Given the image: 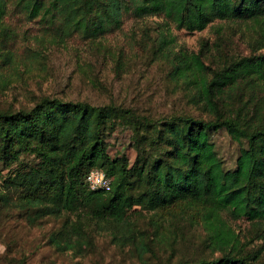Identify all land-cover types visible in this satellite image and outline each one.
Here are the masks:
<instances>
[{"label":"trees","instance_id":"1","mask_svg":"<svg viewBox=\"0 0 264 264\" xmlns=\"http://www.w3.org/2000/svg\"><path fill=\"white\" fill-rule=\"evenodd\" d=\"M149 15L190 31L216 20L252 21L262 29L263 50L222 56L228 31L213 25L219 59L207 62L208 40L198 51L174 50V37L160 32L156 56L169 58L172 75L186 84L202 115L155 118L113 102L51 95L32 106L0 109V209L22 207L32 222L65 216L50 236L60 250L87 248L93 242L91 228L100 224L114 237L135 242L128 217L136 206L181 211L191 221L202 218L213 254L179 264H264V243L257 251L248 249L228 221L247 217L264 241V118L234 104L246 87L264 86V0H0V60H11L16 30L29 22L60 38L98 39L122 28L128 18ZM120 124L132 129L133 162L126 153L112 157L107 149V132ZM220 129L241 143L234 167L225 166L211 138ZM95 167L110 177V190L87 181Z\"/></svg>","mask_w":264,"mask_h":264},{"label":"rangeland","instance_id":"2","mask_svg":"<svg viewBox=\"0 0 264 264\" xmlns=\"http://www.w3.org/2000/svg\"><path fill=\"white\" fill-rule=\"evenodd\" d=\"M164 21L158 15L128 18L122 28L98 39H82L77 34L60 38L34 22L26 23L16 30L17 52L11 60H0V109L32 106L42 96L51 95L95 104L113 102L155 118L180 112L202 115L190 101L186 84L172 75L169 58L161 53L156 56L154 43L160 32L174 37L170 45L174 50L198 51L208 40L211 53L205 56L207 62L219 59L214 55L217 35L213 25L228 31L222 56L263 50L258 41L262 29L252 21L216 20L206 29L194 31L170 27ZM25 45L31 50H24ZM255 86L256 91L246 87L234 104L263 119L264 86ZM211 138L225 166L234 167L241 143L225 129L213 131ZM106 143L112 157L126 153L134 161L137 148L129 124L108 131ZM64 219L48 215L32 222L22 207H2L0 264H179L213 254L206 246L202 218L191 221L181 211L136 206L128 217L134 224L135 242L114 237L109 226L100 224L91 228V245L80 250H60L50 242ZM228 221L248 249L259 250L264 241L247 217ZM261 258L263 261L264 250Z\"/></svg>","mask_w":264,"mask_h":264},{"label":"built area","instance_id":"3","mask_svg":"<svg viewBox=\"0 0 264 264\" xmlns=\"http://www.w3.org/2000/svg\"><path fill=\"white\" fill-rule=\"evenodd\" d=\"M87 181L92 188L111 189V179L106 172L100 168H92L86 176Z\"/></svg>","mask_w":264,"mask_h":264}]
</instances>
